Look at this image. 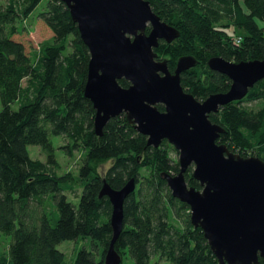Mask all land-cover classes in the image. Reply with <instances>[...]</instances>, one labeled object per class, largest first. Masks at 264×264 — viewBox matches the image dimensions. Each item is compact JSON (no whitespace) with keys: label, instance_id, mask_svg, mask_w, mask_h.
<instances>
[{"label":"trees","instance_id":"trees-1","mask_svg":"<svg viewBox=\"0 0 264 264\" xmlns=\"http://www.w3.org/2000/svg\"><path fill=\"white\" fill-rule=\"evenodd\" d=\"M40 1L0 2V233L10 236L0 238V264H63L65 254L57 245L79 238L89 240L91 248L79 249L73 264H104L111 205L98 194L103 180L120 189L131 178L135 188L124 200L123 227L114 243L120 264H217L202 230L191 223L189 206L172 196L164 178L179 170L169 155L174 147L167 140L147 145L124 113L95 134V110L84 95L89 53L66 4L47 0L38 28L22 35L18 23ZM148 1L179 32L170 43L159 40L156 59L166 60L173 71L179 57H194L180 83L196 99L229 88V78L207 65L210 57L264 60V0ZM230 26L243 31L238 45L226 32ZM33 33H50V38L32 53ZM118 82L129 85L123 78ZM249 101H258L257 107L242 104ZM208 117L224 129L217 143L264 161V79ZM50 136L65 139L58 148L69 155L81 152L75 171H55L60 166ZM28 145L40 147L46 161L32 158ZM105 162L110 163L101 173L98 166ZM184 177L189 186L201 188L192 166ZM76 186L82 191L74 205L65 192Z\"/></svg>","mask_w":264,"mask_h":264},{"label":"water","instance_id":"water-1","mask_svg":"<svg viewBox=\"0 0 264 264\" xmlns=\"http://www.w3.org/2000/svg\"><path fill=\"white\" fill-rule=\"evenodd\" d=\"M61 1L88 49L84 95L95 110V134L124 113L147 145L167 140L178 152L179 170L164 178L172 196L189 206L191 223L202 230L217 264H258L259 258L264 264V161L217 143L224 129L208 117L264 79V60L210 57L209 68L226 75L230 85L198 100L180 83V73L195 65L194 57H179L173 71L166 60L156 59L159 40L170 43L179 32L153 12L148 0ZM122 78L128 86L119 84ZM189 166L200 189L185 180ZM134 188L133 178L120 189L103 180L98 196L109 200L112 230L104 264L121 262L114 243L123 227L124 200Z\"/></svg>","mask_w":264,"mask_h":264},{"label":"rangeland","instance_id":"rangeland-1","mask_svg":"<svg viewBox=\"0 0 264 264\" xmlns=\"http://www.w3.org/2000/svg\"><path fill=\"white\" fill-rule=\"evenodd\" d=\"M2 2V0H0ZM47 7V0H41L40 3L35 7V9L32 11V13L24 19L22 22L18 23L20 31H22V35H27L29 37L30 32L35 31L36 28H38L39 21H41L38 17V14L41 11H44ZM227 34L229 36L232 35H238V33H243L241 29L235 28V26H230L226 30ZM240 36V35H239ZM32 42H29L31 45L29 47V52L36 51L38 48V45L44 41L50 38V33H45V34H38V33H33L32 35ZM25 82V80H24ZM243 105L246 107H251V108H256L258 105V101H249V102H243ZM2 107L1 101H0V109ZM18 104L17 103H12L11 108L12 109H17ZM54 146H55V151H56V159L59 163V169L55 170L58 173H62L64 171H75L77 169L78 164L80 163V154L81 152L78 150H73L72 154L66 153V150H63L61 148H58L59 146H63L66 144V140L59 138L58 136H50ZM27 149L30 153V156L32 158L39 159L41 161H46V156L44 153L41 151L40 147L36 145H28ZM169 155L173 159H178V152L176 149L171 150L169 152ZM110 162H105L102 163L98 166V170L102 173L106 167L109 165ZM82 188L80 186H76L74 189V192L71 191H66L65 195L67 197V200L72 202L74 205H77L80 199V194H81ZM5 238L6 241H9L10 236L9 235H4L3 233H0V238ZM57 248L61 250L65 254L64 262L63 264H73V261L75 259L76 253L79 249L81 248H86L90 249L91 248V242L89 240H83L82 238H79L78 240H63L61 241L58 245ZM11 264V263H8Z\"/></svg>","mask_w":264,"mask_h":264},{"label":"built area","instance_id":"built-area-1","mask_svg":"<svg viewBox=\"0 0 264 264\" xmlns=\"http://www.w3.org/2000/svg\"><path fill=\"white\" fill-rule=\"evenodd\" d=\"M230 37H231L232 43L235 45H238L241 41V36H239V35H232Z\"/></svg>","mask_w":264,"mask_h":264},{"label":"flooded vegetation","instance_id":"flooded-vegetation-1","mask_svg":"<svg viewBox=\"0 0 264 264\" xmlns=\"http://www.w3.org/2000/svg\"><path fill=\"white\" fill-rule=\"evenodd\" d=\"M158 105V104H157ZM160 105H162V104H160ZM163 106V105H162ZM158 108V107H157ZM165 140V139H164ZM161 144V143H160Z\"/></svg>","mask_w":264,"mask_h":264}]
</instances>
